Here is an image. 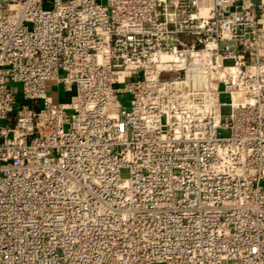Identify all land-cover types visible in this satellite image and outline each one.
I'll list each match as a JSON object with an SVG mask.
<instances>
[{"label":"built area","instance_id":"obj_1","mask_svg":"<svg viewBox=\"0 0 264 264\" xmlns=\"http://www.w3.org/2000/svg\"><path fill=\"white\" fill-rule=\"evenodd\" d=\"M0 264H264V0H0Z\"/></svg>","mask_w":264,"mask_h":264},{"label":"rangeland","instance_id":"obj_2","mask_svg":"<svg viewBox=\"0 0 264 264\" xmlns=\"http://www.w3.org/2000/svg\"><path fill=\"white\" fill-rule=\"evenodd\" d=\"M103 1L105 2V0H103ZM13 86L15 88L16 94H18V91H21V84L18 83V82H15V83H13ZM47 92L53 98L54 101H57V99L59 97H64L65 96V93L62 91V89L58 90V87L56 86V83L53 82V81H48L47 82ZM225 111H227V110H225ZM14 120H15V113H11L9 115L8 121L11 123ZM10 123H7V124H10Z\"/></svg>","mask_w":264,"mask_h":264}]
</instances>
